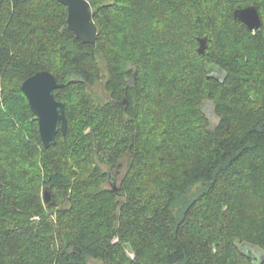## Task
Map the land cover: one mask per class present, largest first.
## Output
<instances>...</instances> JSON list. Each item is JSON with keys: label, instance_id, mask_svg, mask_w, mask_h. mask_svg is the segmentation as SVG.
Here are the masks:
<instances>
[{"label": "trees", "instance_id": "obj_1", "mask_svg": "<svg viewBox=\"0 0 264 264\" xmlns=\"http://www.w3.org/2000/svg\"><path fill=\"white\" fill-rule=\"evenodd\" d=\"M89 1L95 44L58 0H0V264H264V0ZM42 70L68 120L49 147L21 88Z\"/></svg>", "mask_w": 264, "mask_h": 264}, {"label": "water", "instance_id": "obj_2", "mask_svg": "<svg viewBox=\"0 0 264 264\" xmlns=\"http://www.w3.org/2000/svg\"><path fill=\"white\" fill-rule=\"evenodd\" d=\"M68 9V27L75 32L76 37L84 43L95 44L98 39L100 27L94 20L92 6L89 0H58ZM234 17L244 22L250 29H259L262 20L258 8L254 5L237 8ZM207 37L200 38L199 52L205 54ZM64 86L56 76L42 70L28 77L21 88L27 96L32 111L39 121V130L42 141L46 147L57 142V134L61 131L66 134L68 120L65 103L58 100L55 90ZM43 199L47 204H54L55 200L51 190L46 187Z\"/></svg>", "mask_w": 264, "mask_h": 264}, {"label": "rangeland", "instance_id": "obj_3", "mask_svg": "<svg viewBox=\"0 0 264 264\" xmlns=\"http://www.w3.org/2000/svg\"><path fill=\"white\" fill-rule=\"evenodd\" d=\"M209 71L211 74L215 75L217 78H219L220 80H223L226 76V71L224 69H221L219 66L214 65V64H210L209 65ZM100 88L96 87L95 91L100 92ZM190 92V91H188ZM215 101L212 99H205L202 102V109L203 111L206 113L208 119L210 120V122L212 123L213 126H216L219 123V117L217 116L216 112H215ZM104 168L106 170H109L111 172V180L108 181L105 184V188H119L120 184H121V178L125 173V169H119L117 167H111L110 165H103ZM45 186H43L42 191L44 189ZM46 188V187H45ZM42 194V192H41ZM44 203V201H43ZM44 205H46L44 203ZM227 203L223 206L224 209H226ZM34 219H36L37 221L39 220V217H34ZM116 242L119 241V239L115 240ZM242 247L244 249H246L247 251H249L250 253H252L253 255L256 256V259L258 261L261 260V258L263 257V251H261L258 247L255 246H250L248 244H244L241 243ZM126 252L131 255V256H135V253L133 251V247L129 244L126 243ZM91 264H94L93 262Z\"/></svg>", "mask_w": 264, "mask_h": 264}, {"label": "bare ground", "instance_id": "obj_4", "mask_svg": "<svg viewBox=\"0 0 264 264\" xmlns=\"http://www.w3.org/2000/svg\"><path fill=\"white\" fill-rule=\"evenodd\" d=\"M249 6H251V5H249ZM255 6V5H254ZM259 11V10H258ZM261 17V16H260ZM244 23V22H243ZM49 188V187H48ZM115 188V187H114ZM120 188V187H119ZM119 188H116V189H119ZM50 189V188H49ZM51 190V189H50ZM43 191H44V189H43ZM43 191H42V198H43ZM51 193H52V191H51ZM53 195V194H52ZM43 201H44V199H43ZM45 203V202H44ZM45 204H47V203H45Z\"/></svg>", "mask_w": 264, "mask_h": 264}]
</instances>
